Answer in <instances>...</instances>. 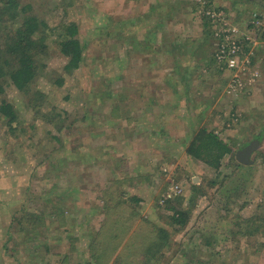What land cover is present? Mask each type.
Instances as JSON below:
<instances>
[{"label":"rangeland","instance_id":"obj_1","mask_svg":"<svg viewBox=\"0 0 264 264\" xmlns=\"http://www.w3.org/2000/svg\"><path fill=\"white\" fill-rule=\"evenodd\" d=\"M27 1L51 27L76 21L86 47L68 71L50 40L30 95L12 84L0 95L27 127L14 133L0 118V201L17 243L42 238L50 255L66 254L73 232L76 264H264V47L254 59L262 70L253 65L261 86L229 95L195 0ZM214 2L242 28L264 11L263 0ZM202 127L233 149L218 170L187 152ZM254 140L241 162L237 151ZM175 185L182 191L168 198ZM181 210L188 220L177 229ZM102 240L113 244L100 250Z\"/></svg>","mask_w":264,"mask_h":264},{"label":"trees","instance_id":"obj_2","mask_svg":"<svg viewBox=\"0 0 264 264\" xmlns=\"http://www.w3.org/2000/svg\"><path fill=\"white\" fill-rule=\"evenodd\" d=\"M245 1L259 6L258 0ZM206 2L213 5L217 10H224L229 17V10L224 6L216 5L214 0H206ZM194 3V10L197 12L201 2L195 0ZM201 18L211 28L210 33L212 35V25L209 18L205 16ZM257 36L264 40V32L261 30H258ZM50 40L59 47L60 52L68 59L64 69L72 71L82 66L85 60L86 44L80 36L79 24L76 21L68 20L61 22L58 26L51 27L38 16L31 2L27 0H0V95L4 94L6 85L11 84L30 95L31 86L43 68L41 59L48 54ZM215 51L216 47H214L212 54V63L221 73H224L227 70L217 62ZM64 81L62 76L56 79L58 85L64 84ZM35 93L34 97L42 99L47 97V93L44 91ZM0 118L12 132H26L27 127L23 126L15 106L5 98H0ZM51 118L57 121L58 126L66 122L65 117L59 113L55 115L52 113ZM187 152L218 170L223 159L230 155L233 149L214 130L202 127L188 146ZM63 216L62 213L61 218ZM187 220L188 211L186 210L177 211L172 216V221L176 224L177 229L184 228ZM21 222V218H17V225ZM116 224H118L117 221ZM118 231L120 230L117 226L115 230H110L113 241L116 236L122 235L121 232L117 233ZM111 242V240L108 241V244Z\"/></svg>","mask_w":264,"mask_h":264},{"label":"built area","instance_id":"obj_3","mask_svg":"<svg viewBox=\"0 0 264 264\" xmlns=\"http://www.w3.org/2000/svg\"><path fill=\"white\" fill-rule=\"evenodd\" d=\"M199 16L208 17L212 25V35L216 40L215 58L222 68L230 72L225 92L229 95L245 91L258 77L253 71V57L260 44L257 32H264V12L253 13L251 19L240 27L227 17L224 10H217L206 0H198ZM182 191L179 185L170 187L167 197L171 198Z\"/></svg>","mask_w":264,"mask_h":264},{"label":"crops","instance_id":"obj_4","mask_svg":"<svg viewBox=\"0 0 264 264\" xmlns=\"http://www.w3.org/2000/svg\"><path fill=\"white\" fill-rule=\"evenodd\" d=\"M140 1L145 2L144 0H140ZM154 5L155 4H152V6H154ZM263 42L261 40L259 46H257L256 52L260 51V49H262L264 47ZM258 55H259V53L257 54V56ZM255 56L253 57V60L257 58V56H256V58H255ZM253 64H254V61H253ZM256 64H257V62H256ZM256 64H254V65L256 67L258 66V68L260 70L261 66L258 64L256 65ZM260 74H263V72L261 73V71H260ZM262 82H263V78L262 79L258 78L256 80V82H254L255 84L253 83L251 86H249L247 88V91L249 88L256 86L258 83L261 86ZM140 177H142V176H140ZM140 177H138V180L140 179ZM140 181H141V179H140ZM137 190H140V188H138ZM136 199L139 200V198H136ZM146 199H148V198H146ZM1 201H0V264H76V263L70 262L69 259H70V253H72L74 251V247H75L74 244L79 241V236L74 237V235L72 234L73 232L69 233V234H71V237L69 238V247H68L69 252H67L66 254H62L61 250L56 249V250L52 251V253L50 255L49 247L43 245V244L46 245L47 243L41 242L42 238L40 239L39 242H37V241H33L34 240L33 238L25 235L24 238H22V242L17 243V241L15 239L16 228H15V226H12V222H10V217H13V215H12L13 212L10 213L9 212L10 210L8 208H6V206H5V203L1 202ZM139 202L141 203L142 201L139 200ZM7 203H8L7 205H9L8 200H7ZM3 208H6L8 210L4 211ZM90 213L91 212L89 211V215H90ZM76 216H78V214ZM94 233H95V231L92 232V235H94ZM95 241H96L95 237L92 238L91 240L89 239V241H88V237H87V241H86L87 249L88 248L90 250L96 249V247H95L96 242ZM23 244H24V247L21 248ZM98 244L100 245V250L101 249L108 250L107 247L110 246L111 244H113V242H111V244H108L107 240H102L101 242H98ZM122 248L123 247H120L119 249H122ZM38 254H39V256H38ZM47 256L48 257L50 256V259ZM52 257H54V259ZM61 257H64L63 260Z\"/></svg>","mask_w":264,"mask_h":264},{"label":"water","instance_id":"obj_5","mask_svg":"<svg viewBox=\"0 0 264 264\" xmlns=\"http://www.w3.org/2000/svg\"><path fill=\"white\" fill-rule=\"evenodd\" d=\"M257 146V141H251L237 151V158L243 163L251 162V155Z\"/></svg>","mask_w":264,"mask_h":264},{"label":"flooded vegetation","instance_id":"obj_6","mask_svg":"<svg viewBox=\"0 0 264 264\" xmlns=\"http://www.w3.org/2000/svg\"><path fill=\"white\" fill-rule=\"evenodd\" d=\"M250 143V142H249Z\"/></svg>","mask_w":264,"mask_h":264}]
</instances>
